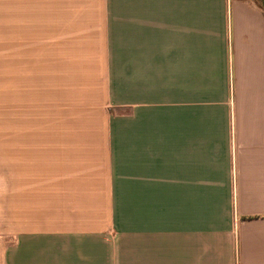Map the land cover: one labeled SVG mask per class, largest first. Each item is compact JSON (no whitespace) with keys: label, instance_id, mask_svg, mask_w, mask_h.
<instances>
[{"label":"crops","instance_id":"crops-1","mask_svg":"<svg viewBox=\"0 0 264 264\" xmlns=\"http://www.w3.org/2000/svg\"><path fill=\"white\" fill-rule=\"evenodd\" d=\"M0 264H264V10L0 0Z\"/></svg>","mask_w":264,"mask_h":264},{"label":"rangeland","instance_id":"rangeland-1","mask_svg":"<svg viewBox=\"0 0 264 264\" xmlns=\"http://www.w3.org/2000/svg\"><path fill=\"white\" fill-rule=\"evenodd\" d=\"M255 1L256 3H258V5H260L263 1L262 0H253Z\"/></svg>","mask_w":264,"mask_h":264},{"label":"trees","instance_id":"trees-1","mask_svg":"<svg viewBox=\"0 0 264 264\" xmlns=\"http://www.w3.org/2000/svg\"><path fill=\"white\" fill-rule=\"evenodd\" d=\"M263 2L259 5L263 10H264V0H262Z\"/></svg>","mask_w":264,"mask_h":264}]
</instances>
